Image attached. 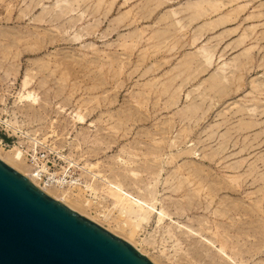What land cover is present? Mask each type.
I'll return each instance as SVG.
<instances>
[{
  "label": "rangeland",
  "instance_id": "374dc122",
  "mask_svg": "<svg viewBox=\"0 0 264 264\" xmlns=\"http://www.w3.org/2000/svg\"><path fill=\"white\" fill-rule=\"evenodd\" d=\"M5 118L155 264H264V0H0Z\"/></svg>",
  "mask_w": 264,
  "mask_h": 264
},
{
  "label": "water",
  "instance_id": "95a60500",
  "mask_svg": "<svg viewBox=\"0 0 264 264\" xmlns=\"http://www.w3.org/2000/svg\"><path fill=\"white\" fill-rule=\"evenodd\" d=\"M0 264H155L0 159Z\"/></svg>",
  "mask_w": 264,
  "mask_h": 264
},
{
  "label": "built area",
  "instance_id": "2783aa9c",
  "mask_svg": "<svg viewBox=\"0 0 264 264\" xmlns=\"http://www.w3.org/2000/svg\"><path fill=\"white\" fill-rule=\"evenodd\" d=\"M0 146L17 147L28 166V175L41 184L67 186L82 179L78 175L80 166L66 160L64 148L6 118L0 119Z\"/></svg>",
  "mask_w": 264,
  "mask_h": 264
},
{
  "label": "bare ground",
  "instance_id": "6f19581e",
  "mask_svg": "<svg viewBox=\"0 0 264 264\" xmlns=\"http://www.w3.org/2000/svg\"><path fill=\"white\" fill-rule=\"evenodd\" d=\"M28 85H29V79H28V77L25 76V78L23 79V82H22V88H23L22 91L23 92L19 96L20 101H27V102H31L33 104H36L39 100V97L35 91L28 90ZM60 111L65 112L66 110L60 106ZM68 114L70 115V117L74 121H81L83 119L82 116L76 111H74V112L70 111ZM0 159L3 160L4 162H6L7 164H9L10 166L14 167L15 169H17L22 174L26 175L33 184H35L37 187L41 188L47 194L63 201L64 203H67L68 206H71L73 209L75 208V209L81 210L84 208V204L81 203V201L74 199L72 196H70L68 194L69 192L64 191L63 189L59 188L60 187L59 185H44V184H41L40 182L36 181L35 179L31 178L28 175V166L25 163L24 159L20 156V152H19V149L17 147L13 146L9 149H7V148L4 149L3 147L0 146ZM71 163H73V162H71ZM74 163H76V162H74ZM93 167L94 166L92 164L89 165L87 163L83 166H80V169H82L90 177H92L94 179L97 178L101 183L110 184L109 181H107L106 179H103L102 177H100V175H97V173H95L92 170ZM86 185L88 186L89 184L86 183ZM62 187H65V186H62ZM136 203L140 204L139 202H136ZM160 214H162L163 216L165 215V213L163 211L162 212L160 211Z\"/></svg>",
  "mask_w": 264,
  "mask_h": 264
}]
</instances>
